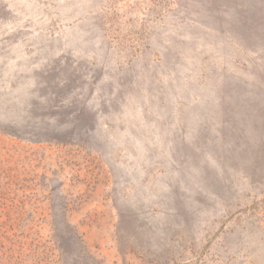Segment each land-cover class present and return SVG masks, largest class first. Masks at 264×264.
Masks as SVG:
<instances>
[{
  "label": "rangeland",
  "instance_id": "1",
  "mask_svg": "<svg viewBox=\"0 0 264 264\" xmlns=\"http://www.w3.org/2000/svg\"><path fill=\"white\" fill-rule=\"evenodd\" d=\"M0 264H264V0H0Z\"/></svg>",
  "mask_w": 264,
  "mask_h": 264
}]
</instances>
